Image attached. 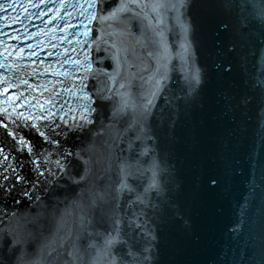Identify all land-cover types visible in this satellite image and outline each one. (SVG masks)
<instances>
[{"label":"water","instance_id":"obj_1","mask_svg":"<svg viewBox=\"0 0 264 264\" xmlns=\"http://www.w3.org/2000/svg\"><path fill=\"white\" fill-rule=\"evenodd\" d=\"M262 11L264 0H187L185 19L194 29L192 51L195 67L201 71V84L189 93L178 56L179 29L173 22L174 30L167 33L172 56L169 78L163 94L156 99L158 107L148 118L156 138L143 143L136 139L138 130L131 107L115 120L111 118L120 102L116 97L108 116L98 119L99 135L85 131L94 176L84 171L88 180H80L81 175L74 174L77 165L72 163L69 174L79 183L71 181L70 196L59 189L46 197L44 193L39 195L30 208L17 209L20 213L11 227L18 228V235L25 240L17 247V254L22 248L27 264H48L42 243L32 245L34 248L28 244L33 238L35 243L47 241L61 222L70 232L69 243L77 234L81 246L103 243L102 236H89L107 228L101 221L99 202L97 206L92 204V193L102 190L109 177L116 186L121 163L127 166L126 183L132 191L119 193L120 214L126 221L133 212L142 213L147 228L152 230V236L141 238L137 233L130 241L135 258L127 255L126 247H117V252L123 251L126 264H264ZM132 31L134 36L139 35L135 25ZM137 51L146 56V51ZM165 96L172 97L178 108H170ZM245 97L248 102L240 103ZM94 124L96 128L95 120ZM113 144L115 147L110 148ZM146 148L150 151L142 154ZM110 152L112 169L105 172L106 164L96 161L104 160ZM153 170L164 190L162 195L150 188ZM213 179L215 184L211 183ZM146 189L145 204L141 205L136 197ZM0 217V255L12 264L14 257L6 248L11 236L5 231L10 218L5 222L6 217ZM145 248L150 251L145 253ZM144 256L148 257L146 262Z\"/></svg>","mask_w":264,"mask_h":264},{"label":"snow or ice","instance_id":"obj_2","mask_svg":"<svg viewBox=\"0 0 264 264\" xmlns=\"http://www.w3.org/2000/svg\"><path fill=\"white\" fill-rule=\"evenodd\" d=\"M115 4V0H113ZM33 7H39L38 5H32ZM18 5L15 0H7V2H0V13L5 15L2 17L5 21H15V17L7 16L8 11L16 12ZM25 8L27 5L24 6ZM67 5L63 2L54 11L59 12L61 8L65 9V14L71 16V13L67 12ZM73 9L77 8L76 4H72ZM187 7V0H120L118 4L110 9H102L99 7L96 0H88L86 6L84 4L79 5V18L82 26L84 27V40H77L76 43L81 45H87L88 49L95 45V50L100 51L101 46L105 45L104 51L109 52L110 48L115 49L110 51L111 59L114 62V68L110 73H104L102 69L93 68V60L90 59L91 53L87 50L83 51V58L77 54L76 58L72 60V66L74 69H83V73L76 79L79 81L77 87L75 80L72 88L65 87L68 94L76 97L81 103L77 106L79 111V120L73 116L72 125H69L65 116L61 115L64 109L61 107L58 112H54L51 108H45L44 104L38 103V108L35 113L29 112L27 115L23 112L16 111L17 105L11 104L12 111L8 109H0V116L5 120L11 121L14 127L4 125L8 129V136L13 137L15 140V150L21 154L25 149L29 156L28 163H31L32 172L34 173V179L31 181L33 188L43 184H54L57 179H62L64 176H69L74 183H79L74 176H70L69 169L72 167V160H79L82 153L78 149L73 152L70 148L65 149L61 144V137L67 138L68 135L75 132H83L87 127L89 133L98 136L99 133H93L92 130L95 127L94 113L98 111L96 107L97 101L104 102L107 98L108 101H115L116 97H119V104H116L113 108L112 119L115 120L119 117L127 108L133 109L135 116V124L138 130L137 140L143 143L145 140H153L156 137L152 133L151 128L148 125V118L153 116V109L158 107L156 104L157 97L161 96L166 87L165 81L169 78L168 73L171 70V52L167 42V33L173 31V22L175 28L179 29V35L181 39L180 50L178 52L179 59L181 61V69L185 72L184 80L187 84L188 91L191 93L197 86L201 84V71L195 67V55L192 51V43L194 42V29L190 21L185 19L184 9ZM18 15V13H17ZM261 15H264L262 11ZM84 21L93 22L98 21L101 27L98 31L101 33L97 36L92 43H88V36L90 29ZM113 24H119L123 26V30L119 35L128 37L132 43L126 47H119L113 42L108 47V40L105 38L112 33L105 32V25L111 27ZM139 28V35H133V26ZM10 26V25H9ZM77 36L81 33H76ZM190 36L193 39H190ZM15 38V37H13ZM31 48V45L29 46ZM137 48L146 51V56L141 55L137 51ZM75 50V49H74ZM231 50V49H230ZM22 51V50H21ZM34 52H29V56L34 55ZM5 58H11L12 52L0 53ZM19 56V53H16ZM154 63V66H153ZM0 67H4L0 64ZM135 68L136 71H130ZM106 77L105 81H100V76ZM60 76L69 77L72 76L70 72L61 71ZM93 78L102 83L103 87H97L95 92L90 95V89L86 91L88 86L85 84L89 78ZM139 81V84H136ZM21 83H27L21 81ZM12 87L8 79L0 81V95H4ZM30 88L31 85H28ZM138 89L133 92L132 89ZM107 94V97L105 96ZM93 95L96 97L93 100ZM22 98V97H20ZM165 102L170 108L174 110L178 108L172 97L165 96ZM181 99L175 97V100ZM12 97H7L6 102H11ZM240 103H247L248 99L242 98ZM45 103H48L46 101ZM54 106V105H53ZM72 109H69L71 112ZM46 113V114H45ZM59 120V122H57ZM113 125H110L111 129ZM27 128L34 135L39 137L41 143L39 147L34 141L27 139L24 135L20 134V129ZM119 139V135L116 137ZM131 141H129V147L131 148ZM47 146V147H45ZM115 145H111L110 148H114ZM54 148L55 152L51 149ZM150 149H145L142 154H147ZM10 154H5L4 149L0 148V156H3V163H6ZM55 156L53 162L52 157ZM71 158V159H70ZM15 159V158H13ZM97 164H106L103 169L105 172L111 171L113 164V157L111 152L104 160L98 159ZM25 161H21L18 165L23 171ZM93 161L91 157L85 162V172H91V165ZM158 168V165L155 166ZM11 170L15 174V179L18 183H29V181L16 172V167L13 165H7L5 173ZM61 174L58 176L57 174ZM120 179L116 182V186L113 187V182L109 177V183L105 185L102 190L92 193V204L97 206L99 202L101 221L107 224V228L103 233H89V236H102L103 243H89L87 246H81L79 243L80 236L77 234L76 239L69 243L70 232L63 223H59L52 236L47 238V241L42 244V250H46V254L49 257L48 264H126L123 259V251L117 252L116 249H128L127 255L135 258L136 253L133 252L132 244L130 241L136 239L137 233L140 237L152 236V230L147 228V223L142 219V213L133 212L130 217L125 221V217L120 214V205L117 202L119 193L125 189L129 192L132 188L126 183L128 175L127 166L123 163L120 164ZM157 172L153 170V182L150 185L151 189H154L157 195L163 194V188L156 180ZM3 179L8 181L9 176L4 175ZM80 180L87 182L88 177L81 175ZM212 184L216 181L213 179ZM5 191L10 192L12 189L7 185L2 186ZM149 189L145 190L144 194H137L136 200L141 204H145V196ZM113 192L116 195H113ZM24 195L29 200L32 196L25 191ZM36 200L40 197L36 196ZM20 203V201H15ZM154 208L156 205H152ZM66 214V213H65ZM16 219V213H13L9 227L5 231L11 236V240L7 246L8 254L10 257H14L12 264H27L25 260V253L20 248L19 254H17V247L25 243L22 236L18 235V228L13 229L11 222ZM91 223V222H90ZM81 227H83V217H81ZM64 232L65 235L60 233ZM155 237L153 236V239ZM145 253L150 249L145 248ZM147 256L143 257L146 262ZM0 264H5V261L0 259ZM135 264H140L136 261Z\"/></svg>","mask_w":264,"mask_h":264}]
</instances>
